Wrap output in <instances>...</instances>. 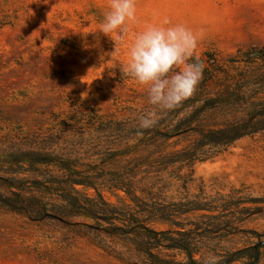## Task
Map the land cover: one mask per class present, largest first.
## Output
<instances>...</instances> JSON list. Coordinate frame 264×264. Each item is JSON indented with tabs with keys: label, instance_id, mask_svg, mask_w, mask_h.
<instances>
[{
	"label": "rangeland",
	"instance_id": "374dc122",
	"mask_svg": "<svg viewBox=\"0 0 264 264\" xmlns=\"http://www.w3.org/2000/svg\"><path fill=\"white\" fill-rule=\"evenodd\" d=\"M108 10V0H0V140L48 139L60 151L97 162L137 143L139 137L123 138L124 127L136 126L151 106L146 88L120 66L134 35L164 18L203 30L195 54L209 66L221 68L235 55L264 57V0H136V22L125 43L116 46L99 32ZM225 82L213 83L209 91ZM185 172L163 174L169 197L201 189L210 195L264 194V131L197 162L187 184L180 176ZM104 193L116 203L124 196L107 188ZM246 224L263 231L264 216L255 214ZM253 239L241 234L225 244ZM106 242L111 247L66 226L0 210V264H135L127 244Z\"/></svg>",
	"mask_w": 264,
	"mask_h": 264
},
{
	"label": "trees",
	"instance_id": "16d2710c",
	"mask_svg": "<svg viewBox=\"0 0 264 264\" xmlns=\"http://www.w3.org/2000/svg\"><path fill=\"white\" fill-rule=\"evenodd\" d=\"M200 59L205 67L194 95L154 127L126 124L123 138L138 142L98 162L60 151L48 139L0 140V210L66 226L104 247H111L106 239L125 243L135 264H204L209 256L218 264H261L264 230L246 223L264 216V194L210 195L201 189L175 198L162 183L165 172L187 168L180 174L187 184L197 162L264 131V57L235 55L221 68ZM221 82L225 86L212 94L209 87ZM182 141L189 142L179 147ZM106 188L123 191L122 200H110ZM241 234L254 239L225 244Z\"/></svg>",
	"mask_w": 264,
	"mask_h": 264
},
{
	"label": "clouds",
	"instance_id": "9594fccd",
	"mask_svg": "<svg viewBox=\"0 0 264 264\" xmlns=\"http://www.w3.org/2000/svg\"><path fill=\"white\" fill-rule=\"evenodd\" d=\"M108 6L99 32L113 38L115 46L124 44L136 22V0H108ZM202 35L203 30L196 33L164 18L145 25L127 45V61L120 71L146 88L151 106L138 118L141 129L154 127L162 113L178 108L194 95L205 67L195 54ZM204 264H218V258L209 256Z\"/></svg>",
	"mask_w": 264,
	"mask_h": 264
}]
</instances>
